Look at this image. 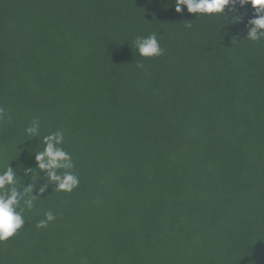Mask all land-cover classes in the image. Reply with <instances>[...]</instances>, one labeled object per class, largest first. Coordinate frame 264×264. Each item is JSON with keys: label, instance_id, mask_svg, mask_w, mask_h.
I'll return each instance as SVG.
<instances>
[{"label": "trees", "instance_id": "trees-1", "mask_svg": "<svg viewBox=\"0 0 264 264\" xmlns=\"http://www.w3.org/2000/svg\"><path fill=\"white\" fill-rule=\"evenodd\" d=\"M254 12L0 0V172L9 164L27 186L33 169L39 196L0 241V264H264V39L246 38ZM152 33L164 53L140 57L134 40ZM58 130L79 184L40 194L47 177L34 154ZM48 211L56 219L37 228Z\"/></svg>", "mask_w": 264, "mask_h": 264}, {"label": "clouds", "instance_id": "clouds-1", "mask_svg": "<svg viewBox=\"0 0 264 264\" xmlns=\"http://www.w3.org/2000/svg\"><path fill=\"white\" fill-rule=\"evenodd\" d=\"M249 3L255 12L253 18L248 20L246 38L259 41L264 39V0H175V11L181 13L186 7L189 13L203 16L205 14L208 16L220 14L225 17L226 6L231 5L235 8L239 4L240 7H244ZM230 22L239 23L240 17L233 16ZM134 44L140 57H159L164 53L155 33L148 36H137ZM137 66L142 67L140 64ZM3 112L4 109L0 108V115ZM25 132L32 138L40 136V120L38 118L33 119ZM63 142L64 133L62 131L52 132L43 137V150L34 154L35 168L47 177V183L38 189L40 194L47 190L48 184L53 185L56 191L64 192H71L79 184V177L73 171L75 163L71 154L62 147ZM29 174H31L32 183L27 186L24 184L18 186L19 177L9 164L4 171L0 172V241L13 236L25 224V211L35 207V201L39 197L33 194L38 183L35 180L37 175L33 169L25 171L26 176ZM55 219L53 212L48 211L45 213V218L40 220L36 227L46 228L49 222H53Z\"/></svg>", "mask_w": 264, "mask_h": 264}]
</instances>
